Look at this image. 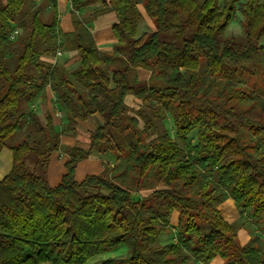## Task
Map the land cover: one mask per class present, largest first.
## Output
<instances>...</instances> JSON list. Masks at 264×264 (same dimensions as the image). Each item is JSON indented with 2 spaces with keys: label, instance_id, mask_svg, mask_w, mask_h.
Returning a JSON list of instances; mask_svg holds the SVG:
<instances>
[{
  "label": "trees",
  "instance_id": "16d2710c",
  "mask_svg": "<svg viewBox=\"0 0 264 264\" xmlns=\"http://www.w3.org/2000/svg\"><path fill=\"white\" fill-rule=\"evenodd\" d=\"M70 2L74 30L63 33L58 0H0V153L13 155L0 180V264H86L121 245L127 253L102 264H264V243L243 245L241 225L220 209L232 199L264 233V0H145L156 30L142 37L135 0ZM93 3L116 15L112 52L78 15ZM237 10L240 41L225 37ZM71 49L81 61L72 72L44 61ZM138 69L160 85L137 82ZM48 88L69 132L102 118L88 149L62 145L52 114L38 115ZM129 95L154 118L170 116L174 135L144 111L132 115ZM58 151L69 159L53 186ZM94 152H112L115 164L78 182Z\"/></svg>",
  "mask_w": 264,
  "mask_h": 264
},
{
  "label": "crops",
  "instance_id": "0c3cea01",
  "mask_svg": "<svg viewBox=\"0 0 264 264\" xmlns=\"http://www.w3.org/2000/svg\"><path fill=\"white\" fill-rule=\"evenodd\" d=\"M36 4L43 5L45 0H31ZM145 0H135L139 11L142 14V19L138 28V37H142L145 34L152 33L156 30V27L148 16L145 6ZM58 9H59V25L60 29L63 33H71L74 30L72 23V16L70 13L71 2L70 0H58ZM49 7L44 15L45 18L49 17ZM79 17L82 20L87 22V27L90 30L93 39L95 40L98 48L103 52H112L115 49V37L113 34V26L117 23L116 15L106 9L103 3H97L84 8L81 12L78 13ZM60 53V55H58ZM53 57H44V61L50 64L62 63L65 64L66 69L70 72L76 70L81 61L78 58V51L76 50H68V51H60ZM149 71L138 69L136 70V75L144 76L145 82H148L146 79L149 77ZM143 79V78H142ZM54 98V94L51 89H47L46 100L41 101L36 105V110L40 118L44 121L45 115L49 112L52 114L53 123L55 127V131L60 133L61 135V143L64 146L73 147L77 146L80 148H89L87 144L86 138L88 134L98 129V127L102 124V118L99 115L92 116L87 120H79L76 127V133L69 132L67 130V122L63 117L62 113L59 109L54 107L52 100ZM126 105L132 110L131 114L136 115L135 112L141 109V105L143 102L136 97L129 95L126 97ZM143 124V125H142ZM141 128H143L144 123L141 121ZM69 157L64 152H56L53 155L50 168H49V179L50 183L54 186L57 185L62 176L66 173L65 164L68 161ZM116 156L112 152H107L104 154L94 152L90 158L83 160L80 162L76 169V180L78 182L83 181L88 175H100L103 172L105 166L107 164H111L112 166L115 164ZM13 163V155L9 149H4L0 153V180H2L11 170ZM151 193L146 192L147 196ZM235 205V202L232 199H228L224 202L220 209L223 212V216L226 220L232 223L231 220L227 219L225 214H232V207ZM179 214L176 213L172 219V230L175 232V229L178 224ZM167 236L162 235L161 241L165 240L168 242ZM239 239L243 245L247 244L246 242H242V238L239 234ZM126 249L123 246H120L117 249L111 250L105 254L99 255L90 259L86 264H102V262L108 258H114L119 255L125 254ZM49 264V263H44ZM202 264V263H200ZM209 264H223V260L220 257H216Z\"/></svg>",
  "mask_w": 264,
  "mask_h": 264
},
{
  "label": "rangeland",
  "instance_id": "374dc122",
  "mask_svg": "<svg viewBox=\"0 0 264 264\" xmlns=\"http://www.w3.org/2000/svg\"><path fill=\"white\" fill-rule=\"evenodd\" d=\"M241 1L244 2L245 0H241ZM243 20H244V18H243L241 11L237 10L234 21L228 27L225 37L234 38L238 41L242 40L243 35H244ZM15 31L17 32L18 29H15ZM14 35H16V34H14ZM12 39L14 40V37H12ZM133 74L131 77L132 80H133ZM134 79H136L137 82H144L145 83V81H143L145 79L144 76H139L138 74L136 75V73L134 75ZM152 79H153V75L150 72L148 79H146L148 82H146V83H149V85H153V86H159L160 85V81H156V80L152 81ZM141 106L142 107L139 111H144L148 116H150L153 119V123L156 126V128L158 129L159 133H168L170 135H174L172 118L170 116H167L165 119L154 118L153 115L151 114V112L146 108V106H144V104H142ZM25 137H26V129L24 130V132H22L21 134H19L16 137H14L11 141H13V143L15 142V144H19L21 142V140H23ZM132 184L136 185V181L132 182ZM150 191L151 190H142L141 192H137V194L139 196H143L146 194V192H150ZM225 216L227 217V219L231 220L232 223H236V224L241 225L239 234L242 238L243 243L246 242L248 244L252 240L256 241L255 240L256 237L259 238L260 244L264 243V233L260 230V228L257 225H255L253 223L252 216L249 213H245L244 215H240V213L238 212V209L236 207V204H235L232 207V214L227 213V214H225ZM176 229H175V232H177ZM167 238L169 241H171V239H172L171 236L170 237L167 236ZM168 242H166L165 240H162L163 244H166ZM121 246H123L126 249V246H124V245H121ZM119 247H117V248H119ZM126 253H127V249L125 251V254ZM125 254L119 255V256H124Z\"/></svg>",
  "mask_w": 264,
  "mask_h": 264
},
{
  "label": "built area",
  "instance_id": "2783aa9c",
  "mask_svg": "<svg viewBox=\"0 0 264 264\" xmlns=\"http://www.w3.org/2000/svg\"><path fill=\"white\" fill-rule=\"evenodd\" d=\"M14 34H17V32L15 31V33H14ZM13 37H14V35H13ZM58 55H60V53H59Z\"/></svg>",
  "mask_w": 264,
  "mask_h": 264
}]
</instances>
